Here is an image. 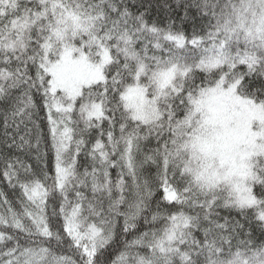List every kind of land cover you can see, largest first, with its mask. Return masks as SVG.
Wrapping results in <instances>:
<instances>
[{
    "label": "trees",
    "instance_id": "1",
    "mask_svg": "<svg viewBox=\"0 0 264 264\" xmlns=\"http://www.w3.org/2000/svg\"><path fill=\"white\" fill-rule=\"evenodd\" d=\"M66 48L108 58L72 101ZM231 86L264 110V0H0V264H264V128L241 188L197 142Z\"/></svg>",
    "mask_w": 264,
    "mask_h": 264
},
{
    "label": "rangeland",
    "instance_id": "2",
    "mask_svg": "<svg viewBox=\"0 0 264 264\" xmlns=\"http://www.w3.org/2000/svg\"><path fill=\"white\" fill-rule=\"evenodd\" d=\"M68 28L74 33L88 31L87 27L82 28L81 24H75L73 20L65 24L62 32ZM77 53L66 48L49 68L52 89L55 92L62 91L70 101L80 94L83 87L102 80V67L108 59L105 52L98 56L99 61L96 62ZM171 76V73L160 75L155 97L167 86ZM124 101L126 108L142 122H150L157 117L154 101L145 96L142 88L128 89ZM200 108L204 114L201 123L203 136L197 138L200 151L205 157L217 162L223 178H228L241 188L248 177V162L257 154L256 150L260 148L263 139L264 110L239 98L232 86L211 90L201 101Z\"/></svg>",
    "mask_w": 264,
    "mask_h": 264
}]
</instances>
